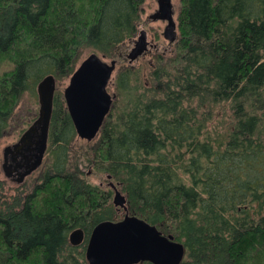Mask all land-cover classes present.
I'll return each mask as SVG.
<instances>
[{
	"label": "trees",
	"instance_id": "trees-1",
	"mask_svg": "<svg viewBox=\"0 0 264 264\" xmlns=\"http://www.w3.org/2000/svg\"><path fill=\"white\" fill-rule=\"evenodd\" d=\"M143 2L0 0V139L23 93L62 81L84 46L113 57ZM146 67L119 70L88 165L183 244L180 264H264V0H179L174 52ZM74 141L55 90L41 166L22 183L0 171V264H88L93 227L122 217Z\"/></svg>",
	"mask_w": 264,
	"mask_h": 264
},
{
	"label": "water",
	"instance_id": "water-1",
	"mask_svg": "<svg viewBox=\"0 0 264 264\" xmlns=\"http://www.w3.org/2000/svg\"><path fill=\"white\" fill-rule=\"evenodd\" d=\"M169 1L161 0L157 15L168 20L165 36L173 41L177 37L176 23ZM146 50L145 33L141 31L125 57L132 62ZM115 68L116 60L105 62L96 53H90L72 72L63 90L67 112L76 135L81 139L92 140L110 112L113 98L107 91V85ZM35 89L39 104L36 118L15 143L2 150L3 174L15 183H22L41 166L47 149L55 76L45 75ZM111 187L114 190L112 203L122 209L124 215L118 220H103L93 227L85 247L87 263L138 264L148 261L152 264H180L185 254L183 244L174 240L172 235L163 234L155 225L130 214L124 194L116 186ZM68 239L71 245H80L84 240L82 228L71 230Z\"/></svg>",
	"mask_w": 264,
	"mask_h": 264
},
{
	"label": "rangeland",
	"instance_id": "rangeland-1",
	"mask_svg": "<svg viewBox=\"0 0 264 264\" xmlns=\"http://www.w3.org/2000/svg\"><path fill=\"white\" fill-rule=\"evenodd\" d=\"M172 5H173V19L176 23V33H177V14L179 10V0H172ZM156 8H157L156 0H144V2L142 3L139 9L138 20L135 25L134 33L129 38L123 40L121 43L116 45L112 53L113 57L104 56L100 52L94 51L91 47L84 46L77 53L75 57L74 70L78 67V65L83 59H85L90 53H93V52L96 53L105 62H109L110 60H113V59L116 60V68L114 72L112 73L109 83L107 85V91L112 96L113 101H115L116 91H117L116 79H117L119 70L121 68L131 67L132 69H135V68L139 69V68L144 67L143 71H146L147 69L146 64L153 65L158 57L168 58L174 52V43H170L167 39H164V37L162 36V31H163L165 22H162L160 20L151 21L148 18V16L152 14L156 10ZM140 29L147 31V37L149 40L154 39L153 42L157 46L155 50L156 52L151 50L150 52H148V54L143 55L142 57L137 58L132 62H129L127 58L125 57V55L130 51L132 47V41L136 39L138 35V31ZM71 74L63 78L62 81H59L58 83L56 82L55 90H58V92H60L62 96H63L64 88L68 85ZM38 107H39V104L37 100L36 89L35 88L29 89L28 91L24 92L19 100L18 105L16 106L13 112L9 126L4 131L3 136L0 139V171L3 176H4L3 171H2V162H3L2 150L3 148L7 145H11L15 143L18 140V138L23 133V131L36 118L38 114ZM95 141H96V136L92 140L87 141L85 139L79 138L76 135V141H74V145L72 148V155L78 156L79 162H81L77 164L78 168L80 169L82 167V170L86 172L89 182L93 184H99L103 188H111V192H112L111 202H112L114 190L111 187V185L116 186V188L118 189L117 184L113 181L110 175H106L104 173L95 171L93 167H90L88 165L87 160H86V157H87L86 151L89 150L90 147L93 146ZM88 158L89 156L87 157V159ZM73 159L75 160V158ZM116 208L119 209L118 210L119 214L120 216L123 217L124 211L118 207Z\"/></svg>",
	"mask_w": 264,
	"mask_h": 264
},
{
	"label": "flooded vegetation",
	"instance_id": "flooded-vegetation-1",
	"mask_svg": "<svg viewBox=\"0 0 264 264\" xmlns=\"http://www.w3.org/2000/svg\"><path fill=\"white\" fill-rule=\"evenodd\" d=\"M156 2H157V8H156V10H155L152 14H150V15L148 16V18H149L151 21L160 20V21H162V22H165V25H164V27H163V31H162V36L164 37V39H167L165 35H166V27H167V25H168V20H167L165 17H163V16H158V15H157V14L160 13L161 0H156ZM169 3H170V6H171L172 18H173V5H172V0H170ZM155 15H157V17L153 18ZM173 20H174V19H173ZM141 31H143V32L145 33V38H146V41H147V50H146L145 53L143 54V55H146V54H148V52H150L151 50L155 51L156 48H157V46H156V44L153 42L154 39H153V40H151V39L149 40V39H148V37H147V31H146V30L140 29V30L138 31V34H139V32H141ZM175 33H176V29H175ZM176 36H177V33H176ZM137 37H138V35H137ZM137 37H136V38H137ZM167 40H168L170 43H174V41H175V40L171 41V40H169V39H167ZM134 41H135V40L132 41V46H133V42H134ZM131 48H132V47H131ZM155 52H156V51H155ZM143 55L139 56L138 58L142 57Z\"/></svg>",
	"mask_w": 264,
	"mask_h": 264
}]
</instances>
